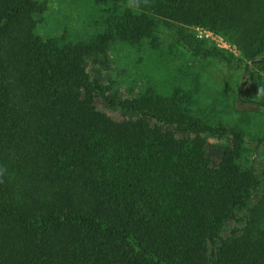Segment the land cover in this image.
Segmentation results:
<instances>
[{
    "label": "trees",
    "instance_id": "16d2710c",
    "mask_svg": "<svg viewBox=\"0 0 264 264\" xmlns=\"http://www.w3.org/2000/svg\"><path fill=\"white\" fill-rule=\"evenodd\" d=\"M73 1L89 13L82 37L42 30L47 0H0V165L13 177L0 184V264H264L263 137L247 153L237 122L194 108L192 84L124 94L102 75L169 22L194 55L231 63L198 26L235 44L250 84L236 100L264 107V0H152L141 13Z\"/></svg>",
    "mask_w": 264,
    "mask_h": 264
},
{
    "label": "rangeland",
    "instance_id": "374dc122",
    "mask_svg": "<svg viewBox=\"0 0 264 264\" xmlns=\"http://www.w3.org/2000/svg\"><path fill=\"white\" fill-rule=\"evenodd\" d=\"M77 2L47 0L46 22L42 30L60 32L65 29L75 37L84 36L91 28L86 24L89 13ZM189 29L197 38H204L224 49L227 55L231 53L232 62L225 63L212 57L194 55L179 37L188 32L187 28L169 22L157 25L155 47L145 45L138 50L124 47V50L118 49L110 54L108 62L102 68V75L111 77L112 85L124 94L130 87L136 90L151 81L164 82L170 89L174 84H183L184 87L192 84L195 88L194 108L208 112L211 105L216 109L214 115H226L237 122L245 132L246 145L249 147L247 153L255 146V138L263 137L256 148L254 164L258 169L264 168V107L252 101L236 100L235 97L236 94L244 96L249 90L250 84L246 82V72L243 69L245 60L238 58L239 52L235 44L219 34H208L204 31L207 29L198 26H190ZM235 106L246 110L245 119L234 111ZM226 110L232 111V114L229 115Z\"/></svg>",
    "mask_w": 264,
    "mask_h": 264
},
{
    "label": "clouds",
    "instance_id": "9594fccd",
    "mask_svg": "<svg viewBox=\"0 0 264 264\" xmlns=\"http://www.w3.org/2000/svg\"><path fill=\"white\" fill-rule=\"evenodd\" d=\"M152 0H128L127 7L137 13H141L151 7ZM257 97L264 98V86L258 87ZM12 174L5 165H0V184H4L12 180Z\"/></svg>",
    "mask_w": 264,
    "mask_h": 264
},
{
    "label": "built area",
    "instance_id": "2783aa9c",
    "mask_svg": "<svg viewBox=\"0 0 264 264\" xmlns=\"http://www.w3.org/2000/svg\"><path fill=\"white\" fill-rule=\"evenodd\" d=\"M200 31V30H199ZM204 31H207L208 34H211L213 32H211L210 30H204ZM200 35V34H199ZM223 44V43H222Z\"/></svg>",
    "mask_w": 264,
    "mask_h": 264
}]
</instances>
